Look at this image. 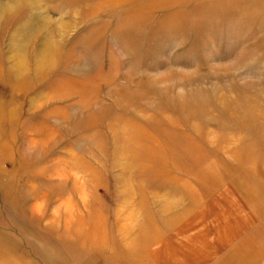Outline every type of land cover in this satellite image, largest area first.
<instances>
[{
  "label": "rangeland",
  "instance_id": "rangeland-1",
  "mask_svg": "<svg viewBox=\"0 0 264 264\" xmlns=\"http://www.w3.org/2000/svg\"><path fill=\"white\" fill-rule=\"evenodd\" d=\"M247 168L261 192L264 0H0V264L140 247Z\"/></svg>",
  "mask_w": 264,
  "mask_h": 264
},
{
  "label": "crops",
  "instance_id": "crops-1",
  "mask_svg": "<svg viewBox=\"0 0 264 264\" xmlns=\"http://www.w3.org/2000/svg\"><path fill=\"white\" fill-rule=\"evenodd\" d=\"M248 170L200 200L189 199L193 205L184 197L164 198L161 228H150L144 245L129 243L122 252L99 251L79 262L67 257L62 264H264V180L261 192L235 180Z\"/></svg>",
  "mask_w": 264,
  "mask_h": 264
}]
</instances>
